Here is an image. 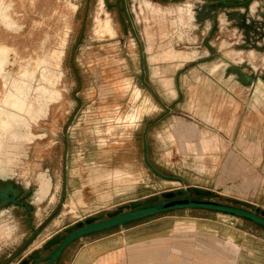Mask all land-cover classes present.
I'll return each mask as SVG.
<instances>
[{
	"label": "rangeland",
	"instance_id": "1",
	"mask_svg": "<svg viewBox=\"0 0 264 264\" xmlns=\"http://www.w3.org/2000/svg\"><path fill=\"white\" fill-rule=\"evenodd\" d=\"M225 1L0 0L11 27L0 14V108L12 110L2 102L23 81L35 108L39 96L46 103L16 130L30 139L6 141L0 156V183L29 207L0 202V264L64 226L178 190L264 212V0ZM42 178L50 186L38 199ZM166 217L144 231L150 244L174 224L236 221L204 210Z\"/></svg>",
	"mask_w": 264,
	"mask_h": 264
},
{
	"label": "crops",
	"instance_id": "2",
	"mask_svg": "<svg viewBox=\"0 0 264 264\" xmlns=\"http://www.w3.org/2000/svg\"><path fill=\"white\" fill-rule=\"evenodd\" d=\"M146 7L152 8L150 4ZM178 13L182 23L183 10ZM187 13L193 18L191 10ZM4 15H7L5 11ZM172 58L182 57L172 55ZM168 218L166 214L159 215L79 239L63 251L55 264H264V230L255 224L256 227L245 229L240 222L246 220L236 218L213 227L205 219H197L190 228L177 229L174 224L168 232L157 235L155 244H150V236L144 232L147 226ZM57 231L61 230L50 233L39 246L30 245L28 255L18 260L17 254L10 255L4 264H21L57 235Z\"/></svg>",
	"mask_w": 264,
	"mask_h": 264
},
{
	"label": "water",
	"instance_id": "3",
	"mask_svg": "<svg viewBox=\"0 0 264 264\" xmlns=\"http://www.w3.org/2000/svg\"><path fill=\"white\" fill-rule=\"evenodd\" d=\"M208 1H218L226 4L225 0ZM190 193L197 197L209 195V191L197 188L191 189L190 192L178 190L162 194V200L157 197H151L144 201L131 203L126 207V210L120 208L106 216L100 215L88 218L72 227L65 228L63 236L55 235L39 251L30 255L21 264H29L30 260H32V264H55L60 259L63 251L79 239L182 210H204L227 215L249 221L264 230V212H259L257 209L249 210L238 204L229 205L191 198ZM0 202L5 206L12 205L29 211V207L17 200L15 191L11 190L9 186L0 190ZM34 233L36 234V231ZM47 252H49L47 255L41 256L42 253Z\"/></svg>",
	"mask_w": 264,
	"mask_h": 264
},
{
	"label": "flooded vegetation",
	"instance_id": "4",
	"mask_svg": "<svg viewBox=\"0 0 264 264\" xmlns=\"http://www.w3.org/2000/svg\"><path fill=\"white\" fill-rule=\"evenodd\" d=\"M105 0H102L104 2ZM2 18L5 20V24L7 27H10L9 21L7 20V15H4V12L0 13ZM9 50L6 46H2L0 48V73L2 72V66L5 64L6 58L8 56ZM60 53L53 52L52 58L55 59V62L53 66L55 68H58L57 66V56ZM51 56V55H50ZM39 64H46L51 66L50 61H41ZM57 66V67H56ZM51 74L52 71L49 68H44V73L41 74V80L48 83L50 85L51 81ZM23 77L29 80H33L35 78V71L32 73H24ZM50 81H47V80ZM15 87L12 91H10L11 94H8L3 100V104L10 107L11 111H5L0 108V156L4 153V150L6 149V141H19L23 138L30 139V133L29 131L26 133V135H21L18 131H16L19 127L23 126L25 128H29V123L26 122V119H24L23 115H26L32 122H35L37 118L44 115L46 113V103H40L41 98L40 96L37 97L35 100L37 104V108L34 107L33 103L29 101V91H30V84H27L26 82H17L15 83ZM46 89H49L45 86H40L37 88L36 91L41 93V97L43 98V102L45 100L50 101L49 99V93L46 91ZM50 92H53V90L49 89ZM13 95V96H12ZM12 97V98H10ZM2 161L0 159V165ZM3 170V169H2ZM3 184L0 183V190L3 189ZM50 182L47 178H42L40 180L39 189H38V199L44 198L48 191H49Z\"/></svg>",
	"mask_w": 264,
	"mask_h": 264
},
{
	"label": "bare ground",
	"instance_id": "5",
	"mask_svg": "<svg viewBox=\"0 0 264 264\" xmlns=\"http://www.w3.org/2000/svg\"><path fill=\"white\" fill-rule=\"evenodd\" d=\"M126 131V130H125Z\"/></svg>",
	"mask_w": 264,
	"mask_h": 264
}]
</instances>
